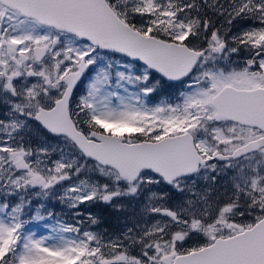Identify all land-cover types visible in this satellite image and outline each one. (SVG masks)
<instances>
[{"label":"snow or ice","instance_id":"1","mask_svg":"<svg viewBox=\"0 0 264 264\" xmlns=\"http://www.w3.org/2000/svg\"><path fill=\"white\" fill-rule=\"evenodd\" d=\"M0 264H264V0H0Z\"/></svg>","mask_w":264,"mask_h":264},{"label":"trees","instance_id":"2","mask_svg":"<svg viewBox=\"0 0 264 264\" xmlns=\"http://www.w3.org/2000/svg\"><path fill=\"white\" fill-rule=\"evenodd\" d=\"M56 211L59 212L60 208L57 207ZM93 212L99 213L102 219V223L100 224L99 228H94L97 231L103 232L106 230L109 234H112L115 233L116 229L122 226L124 223V219L122 217L118 222L114 215H110V210L105 212L102 209H93Z\"/></svg>","mask_w":264,"mask_h":264},{"label":"rangeland","instance_id":"3","mask_svg":"<svg viewBox=\"0 0 264 264\" xmlns=\"http://www.w3.org/2000/svg\"><path fill=\"white\" fill-rule=\"evenodd\" d=\"M94 231H97V230H95V229H93ZM38 231H42V229H39Z\"/></svg>","mask_w":264,"mask_h":264}]
</instances>
